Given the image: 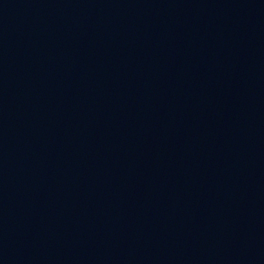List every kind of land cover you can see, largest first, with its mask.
<instances>
[{
    "label": "water",
    "instance_id": "95a60500",
    "mask_svg": "<svg viewBox=\"0 0 264 264\" xmlns=\"http://www.w3.org/2000/svg\"><path fill=\"white\" fill-rule=\"evenodd\" d=\"M0 264H264V0H0Z\"/></svg>",
    "mask_w": 264,
    "mask_h": 264
}]
</instances>
